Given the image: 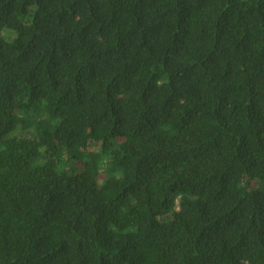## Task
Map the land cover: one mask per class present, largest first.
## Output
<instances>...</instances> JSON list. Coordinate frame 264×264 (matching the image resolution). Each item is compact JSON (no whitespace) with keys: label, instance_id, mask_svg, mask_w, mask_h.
<instances>
[{"label":"trees","instance_id":"obj_1","mask_svg":"<svg viewBox=\"0 0 264 264\" xmlns=\"http://www.w3.org/2000/svg\"><path fill=\"white\" fill-rule=\"evenodd\" d=\"M0 264H264V0H0Z\"/></svg>","mask_w":264,"mask_h":264}]
</instances>
